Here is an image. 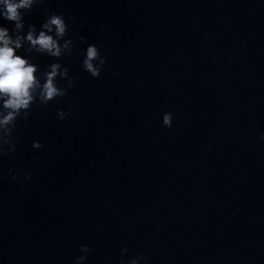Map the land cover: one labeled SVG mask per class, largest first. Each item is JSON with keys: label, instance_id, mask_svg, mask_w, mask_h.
<instances>
[{"label": "clouds", "instance_id": "1", "mask_svg": "<svg viewBox=\"0 0 264 264\" xmlns=\"http://www.w3.org/2000/svg\"><path fill=\"white\" fill-rule=\"evenodd\" d=\"M44 3L46 0H0V19L9 21L14 26L10 30L0 25V157L16 151L13 137L17 121L27 120L34 104L39 102L41 106H47L50 102L65 97L69 89L75 87L76 78L70 76L69 69L61 63L49 64L47 70L38 76V65L17 54L18 50L27 45L26 52L29 55L35 52L57 61L66 55H73L74 41L71 38L65 39L68 36V24L62 15L45 9V22L39 31L34 24L26 25L25 16L32 11L33 6ZM83 55V70L93 78L100 77L107 57L102 56L95 45H88ZM60 80L66 81L67 86H60ZM71 112V108L67 112L61 109L57 112V118L64 120ZM163 125L172 126L171 113L163 116ZM32 147L41 149L43 145L33 141ZM9 172L12 179H17L18 173L12 170ZM31 178L30 173L25 176L29 181ZM80 251L90 252L92 249L82 245ZM86 259V256H79L74 264H81ZM130 264H138V261L133 259Z\"/></svg>", "mask_w": 264, "mask_h": 264}]
</instances>
